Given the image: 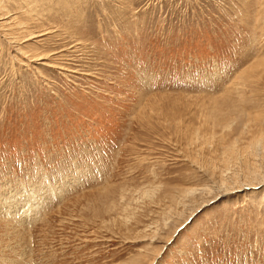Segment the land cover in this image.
<instances>
[{
  "label": "rangeland",
  "instance_id": "1",
  "mask_svg": "<svg viewBox=\"0 0 264 264\" xmlns=\"http://www.w3.org/2000/svg\"><path fill=\"white\" fill-rule=\"evenodd\" d=\"M0 264H264V0H0Z\"/></svg>",
  "mask_w": 264,
  "mask_h": 264
},
{
  "label": "bare ground",
  "instance_id": "2",
  "mask_svg": "<svg viewBox=\"0 0 264 264\" xmlns=\"http://www.w3.org/2000/svg\"><path fill=\"white\" fill-rule=\"evenodd\" d=\"M29 33V32H28ZM30 34V33H29ZM223 192V191H222Z\"/></svg>",
  "mask_w": 264,
  "mask_h": 264
}]
</instances>
